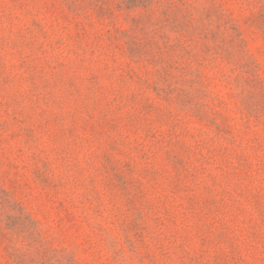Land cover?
Listing matches in <instances>:
<instances>
[{"label":"rangeland","instance_id":"obj_1","mask_svg":"<svg viewBox=\"0 0 264 264\" xmlns=\"http://www.w3.org/2000/svg\"><path fill=\"white\" fill-rule=\"evenodd\" d=\"M0 264H264V0H0Z\"/></svg>","mask_w":264,"mask_h":264}]
</instances>
